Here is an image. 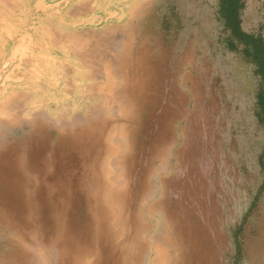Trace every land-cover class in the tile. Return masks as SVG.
<instances>
[{
	"label": "rangeland",
	"instance_id": "rangeland-1",
	"mask_svg": "<svg viewBox=\"0 0 264 264\" xmlns=\"http://www.w3.org/2000/svg\"><path fill=\"white\" fill-rule=\"evenodd\" d=\"M240 4L256 39L221 0H0V264H264Z\"/></svg>",
	"mask_w": 264,
	"mask_h": 264
},
{
	"label": "trees",
	"instance_id": "trees-1",
	"mask_svg": "<svg viewBox=\"0 0 264 264\" xmlns=\"http://www.w3.org/2000/svg\"><path fill=\"white\" fill-rule=\"evenodd\" d=\"M240 2H241V0H221L222 5L224 6L223 10L227 11L226 17L229 18L230 20L235 21V30L234 31L237 32L239 37L240 38H242V37L248 38L249 37L251 39H256L253 35L248 34L241 29L240 16L238 13V8L241 6ZM257 48L260 52L263 53V57H264V44L259 45V46L257 45ZM260 71H262V75L264 76V63L262 64V68Z\"/></svg>",
	"mask_w": 264,
	"mask_h": 264
},
{
	"label": "bare ground",
	"instance_id": "bare-ground-1",
	"mask_svg": "<svg viewBox=\"0 0 264 264\" xmlns=\"http://www.w3.org/2000/svg\"><path fill=\"white\" fill-rule=\"evenodd\" d=\"M4 19H5V18H4ZM19 21H20V20H19ZM21 23H22V22H21ZM22 32H23V31H22ZM79 36H80V35H79ZM79 36H78V37H79ZM106 46H108V45H106ZM106 50H107V49H106ZM83 58H84V57H83Z\"/></svg>",
	"mask_w": 264,
	"mask_h": 264
}]
</instances>
